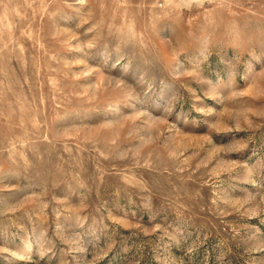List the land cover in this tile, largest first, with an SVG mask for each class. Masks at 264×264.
<instances>
[{"label": "rangeland", "instance_id": "obj_1", "mask_svg": "<svg viewBox=\"0 0 264 264\" xmlns=\"http://www.w3.org/2000/svg\"><path fill=\"white\" fill-rule=\"evenodd\" d=\"M0 264H264V0H0Z\"/></svg>", "mask_w": 264, "mask_h": 264}]
</instances>
